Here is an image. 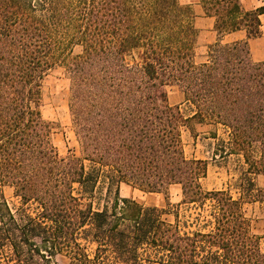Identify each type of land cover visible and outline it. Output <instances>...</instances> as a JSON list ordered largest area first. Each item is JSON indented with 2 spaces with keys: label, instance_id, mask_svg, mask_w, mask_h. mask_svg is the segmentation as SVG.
<instances>
[{
  "label": "trees",
  "instance_id": "1",
  "mask_svg": "<svg viewBox=\"0 0 264 264\" xmlns=\"http://www.w3.org/2000/svg\"><path fill=\"white\" fill-rule=\"evenodd\" d=\"M200 2L218 36L202 61L180 0H0V264H57L58 255L68 264H264V235L244 208L258 203L264 217L254 182L264 175V62L247 40H224L236 30L258 37L264 6ZM58 67L78 154H58L41 112L43 82ZM171 85L187 113L168 103ZM192 123L213 128L206 137L219 157H236L237 196L203 189L207 161L184 153ZM121 184L147 194L178 185L173 221L120 197Z\"/></svg>",
  "mask_w": 264,
  "mask_h": 264
},
{
  "label": "rangeland",
  "instance_id": "2",
  "mask_svg": "<svg viewBox=\"0 0 264 264\" xmlns=\"http://www.w3.org/2000/svg\"><path fill=\"white\" fill-rule=\"evenodd\" d=\"M187 0H180L186 4ZM206 45L201 41H197L195 45L196 60L202 61L206 54ZM74 53L79 52V47H74ZM167 100L170 105H181L183 95L177 86L171 85L166 88ZM42 116L45 120L53 123V132L51 141L56 148L58 154L66 155L68 153L78 154V144L75 140L72 130L71 117L68 108L69 98V82L62 68L58 67L51 71L45 78L42 87ZM182 110L187 113L185 106L181 105ZM214 130L210 126L191 124V129L183 128L182 141L185 156L188 158H200L207 161V172L201 184L204 190L228 188L233 196L238 195L236 186L238 176V164L234 155L229 157H219L220 152H216V141L207 138L209 133ZM220 138H225L221 128L217 130ZM218 148V147H217ZM213 153L217 156L213 158ZM225 156V155H224ZM257 187H264V175H257L254 178ZM180 187L171 185L165 193H142L134 189L128 184H121L119 187V196L129 198L145 206H155L164 211L163 218L173 221V211L176 204L180 200ZM3 195L9 206L14 209L18 205V199L14 197L13 190L5 186ZM94 204L98 202L93 200ZM246 214L252 220L253 231L257 235H264V217L261 206L258 203L249 202L244 205ZM180 213L184 214L183 220H188L189 229H195L196 223L192 224L194 211L189 209H180ZM264 250V241L262 244ZM57 264H68V259L58 255L53 259Z\"/></svg>",
  "mask_w": 264,
  "mask_h": 264
},
{
  "label": "crops",
  "instance_id": "3",
  "mask_svg": "<svg viewBox=\"0 0 264 264\" xmlns=\"http://www.w3.org/2000/svg\"><path fill=\"white\" fill-rule=\"evenodd\" d=\"M194 14V25L198 30L197 41L201 40L206 46L212 44L217 39L214 30V18L206 16L200 0H187ZM243 10L249 11L264 6V0H239ZM260 35L254 38H246L244 30H236L224 36L225 41L247 40L251 58L256 62H264V12L259 15Z\"/></svg>",
  "mask_w": 264,
  "mask_h": 264
}]
</instances>
